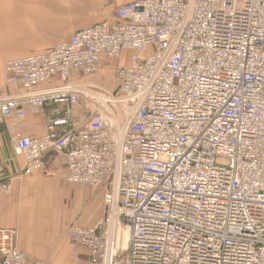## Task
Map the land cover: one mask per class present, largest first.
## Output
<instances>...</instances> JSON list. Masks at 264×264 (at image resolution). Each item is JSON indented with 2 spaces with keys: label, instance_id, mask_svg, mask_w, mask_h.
Returning <instances> with one entry per match:
<instances>
[{
  "label": "built area",
  "instance_id": "2783aa9c",
  "mask_svg": "<svg viewBox=\"0 0 264 264\" xmlns=\"http://www.w3.org/2000/svg\"><path fill=\"white\" fill-rule=\"evenodd\" d=\"M5 71L23 173L54 151L68 182L107 189L97 223L66 230L93 264H264V0H131ZM30 262L0 230V264Z\"/></svg>",
  "mask_w": 264,
  "mask_h": 264
},
{
  "label": "crops",
  "instance_id": "0c3cea01",
  "mask_svg": "<svg viewBox=\"0 0 264 264\" xmlns=\"http://www.w3.org/2000/svg\"><path fill=\"white\" fill-rule=\"evenodd\" d=\"M129 1L0 0V15L6 18L3 25L9 32L0 39L1 55L25 46L43 48L5 62L46 53L70 41L76 30L111 18ZM19 91V83L3 89L4 94ZM42 126V117L29 114L23 132L39 135ZM0 157L5 161L0 171V230H16V245L30 255V263L93 264L89 251L74 243L66 230L71 224L94 226L104 215L107 189L68 182L65 161L54 151L45 154L42 170L23 173L24 159L16 155L1 123ZM5 183L10 184L8 192L2 189Z\"/></svg>",
  "mask_w": 264,
  "mask_h": 264
},
{
  "label": "rangeland",
  "instance_id": "374dc122",
  "mask_svg": "<svg viewBox=\"0 0 264 264\" xmlns=\"http://www.w3.org/2000/svg\"><path fill=\"white\" fill-rule=\"evenodd\" d=\"M39 48H43V47H29V46H25V47H23V49L15 48L13 50V52L12 53L9 52L8 55H5V54L1 55V52H0V55H1V57H0V86H3L5 84V77H6L5 67H6V63H7V62H5V59L10 58L11 56H14V55H18V54L22 55V54L32 53V52H35V51L39 50ZM48 48H51V46L48 47ZM20 50H22V52H20ZM103 75H105V77H107L104 80L105 82L102 81V76L99 75L95 79L96 80V84L98 86L102 85L106 89L112 90L113 89V84H112V82L110 80L111 79V76H110L111 75V71L106 70L103 73Z\"/></svg>",
  "mask_w": 264,
  "mask_h": 264
},
{
  "label": "bare ground",
  "instance_id": "6f19581e",
  "mask_svg": "<svg viewBox=\"0 0 264 264\" xmlns=\"http://www.w3.org/2000/svg\"><path fill=\"white\" fill-rule=\"evenodd\" d=\"M1 22H2V26H1ZM5 22H6V18H4L2 15H0V39L6 37L5 35H9L8 30L4 29L3 23H5ZM128 237H129V233H128V229H127L123 232V237H122V239L125 243L124 246H126V244H127Z\"/></svg>",
  "mask_w": 264,
  "mask_h": 264
}]
</instances>
